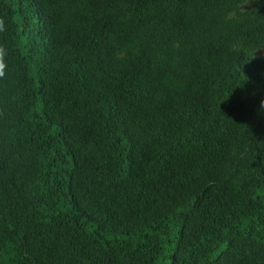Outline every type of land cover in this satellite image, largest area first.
<instances>
[{
	"label": "trees",
	"instance_id": "trees-1",
	"mask_svg": "<svg viewBox=\"0 0 264 264\" xmlns=\"http://www.w3.org/2000/svg\"><path fill=\"white\" fill-rule=\"evenodd\" d=\"M260 51L264 0H0V264H264Z\"/></svg>",
	"mask_w": 264,
	"mask_h": 264
},
{
	"label": "rangeland",
	"instance_id": "rangeland-1",
	"mask_svg": "<svg viewBox=\"0 0 264 264\" xmlns=\"http://www.w3.org/2000/svg\"><path fill=\"white\" fill-rule=\"evenodd\" d=\"M250 7H251V5L248 4V5H244L242 8H243V10H249ZM259 56H264V51H260Z\"/></svg>",
	"mask_w": 264,
	"mask_h": 264
},
{
	"label": "clouds",
	"instance_id": "clouds-1",
	"mask_svg": "<svg viewBox=\"0 0 264 264\" xmlns=\"http://www.w3.org/2000/svg\"><path fill=\"white\" fill-rule=\"evenodd\" d=\"M261 108L264 109V101H261Z\"/></svg>",
	"mask_w": 264,
	"mask_h": 264
}]
</instances>
